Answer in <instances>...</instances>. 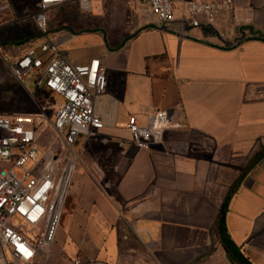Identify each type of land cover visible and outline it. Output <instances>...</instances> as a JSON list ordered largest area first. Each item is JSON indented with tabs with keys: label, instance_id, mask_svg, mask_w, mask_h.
Masks as SVG:
<instances>
[{
	"label": "crops",
	"instance_id": "crops-1",
	"mask_svg": "<svg viewBox=\"0 0 264 264\" xmlns=\"http://www.w3.org/2000/svg\"><path fill=\"white\" fill-rule=\"evenodd\" d=\"M100 4L78 31L49 24L70 36L69 60L106 69L105 128L79 137L55 243L34 264H264V19L235 0L220 36L146 26L125 0ZM155 111L179 127L135 150L130 119L146 126Z\"/></svg>",
	"mask_w": 264,
	"mask_h": 264
},
{
	"label": "built area",
	"instance_id": "built-area-1",
	"mask_svg": "<svg viewBox=\"0 0 264 264\" xmlns=\"http://www.w3.org/2000/svg\"><path fill=\"white\" fill-rule=\"evenodd\" d=\"M36 1V11L25 20L37 28L43 43L12 57L2 55L0 48V62L13 80L20 84L32 76L35 93L52 94L60 102L50 107L52 122L43 107L34 116L0 115V162L5 165L0 170V262L8 264H34L49 258L78 163L77 141L94 138L105 128L96 102L107 90L106 69L100 60L85 65L69 60L60 44L70 36L57 38L50 33L51 14L68 0ZM125 1L146 26L177 24L181 31L204 28L220 36L223 24L231 22L236 12L235 0ZM75 2L80 11L92 13V0ZM11 14L19 21L12 1L0 0V19ZM177 127L167 111H155L146 126L130 119L129 144L146 150L158 144L166 130ZM44 133L52 142L49 148L39 143Z\"/></svg>",
	"mask_w": 264,
	"mask_h": 264
},
{
	"label": "rangeland",
	"instance_id": "rangeland-1",
	"mask_svg": "<svg viewBox=\"0 0 264 264\" xmlns=\"http://www.w3.org/2000/svg\"><path fill=\"white\" fill-rule=\"evenodd\" d=\"M14 10L16 12L19 21H14L13 14L5 15L0 19V48L1 54L7 57L13 55H24L27 50L36 41L42 40L40 32L33 25L30 20H25L26 16L36 11V0H11ZM96 0H92V4L95 5ZM102 0H99V5L102 6ZM123 4V3H122ZM264 0H250L249 6H244L242 9L252 12L258 19H264V10L262 6ZM124 6V4H123ZM100 13L102 9H99ZM96 11L93 10L91 14L81 12L75 0H68L65 6L59 10H55L51 14V22L57 26L65 24L66 27H72L74 30L78 29V21H88L96 15ZM132 15V11H129ZM133 16V15H132ZM80 19V20H79ZM264 25V23H262ZM105 25L110 29V24L105 22ZM112 28V27H111ZM62 29V28H61ZM60 29V30H61ZM71 28H63V33L70 34L73 38L78 35L74 33ZM105 31V29H102ZM78 31V30H77ZM102 34L103 32H99ZM38 48V47H37ZM77 56L74 52H71V58ZM35 97H33V96ZM60 99L52 94L43 92H34V83L32 82V76L27 80H23L20 84L16 83L8 74L6 67L0 62V115L1 116H27L38 115L41 113V108L45 109V115L49 121H53L54 112L50 107L58 104ZM46 127L41 128V132H44ZM40 145L49 148L52 145L51 140L47 137V134H42L40 138ZM112 157L105 160V164L112 163ZM5 165L0 162V170ZM81 167V165H80Z\"/></svg>",
	"mask_w": 264,
	"mask_h": 264
},
{
	"label": "trees",
	"instance_id": "trees-1",
	"mask_svg": "<svg viewBox=\"0 0 264 264\" xmlns=\"http://www.w3.org/2000/svg\"><path fill=\"white\" fill-rule=\"evenodd\" d=\"M242 264H245L244 262Z\"/></svg>",
	"mask_w": 264,
	"mask_h": 264
}]
</instances>
